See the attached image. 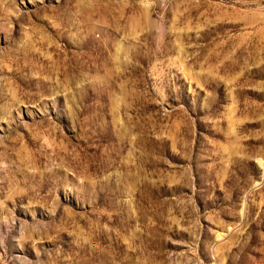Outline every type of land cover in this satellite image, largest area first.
Listing matches in <instances>:
<instances>
[{
	"label": "rangeland",
	"instance_id": "1",
	"mask_svg": "<svg viewBox=\"0 0 264 264\" xmlns=\"http://www.w3.org/2000/svg\"><path fill=\"white\" fill-rule=\"evenodd\" d=\"M0 264H264V0H0Z\"/></svg>",
	"mask_w": 264,
	"mask_h": 264
}]
</instances>
